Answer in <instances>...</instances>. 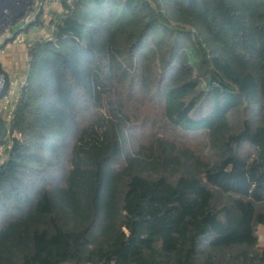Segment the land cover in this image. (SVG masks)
Returning a JSON list of instances; mask_svg holds the SVG:
<instances>
[{
  "label": "trees",
  "instance_id": "obj_1",
  "mask_svg": "<svg viewBox=\"0 0 264 264\" xmlns=\"http://www.w3.org/2000/svg\"><path fill=\"white\" fill-rule=\"evenodd\" d=\"M42 1L1 46L0 264H264V0Z\"/></svg>",
  "mask_w": 264,
  "mask_h": 264
},
{
  "label": "rangeland",
  "instance_id": "obj_2",
  "mask_svg": "<svg viewBox=\"0 0 264 264\" xmlns=\"http://www.w3.org/2000/svg\"><path fill=\"white\" fill-rule=\"evenodd\" d=\"M47 18H50L49 14H47ZM12 28L13 27H10L0 36V91L4 90L6 82L8 80L11 83V91L9 97L4 99L3 101H0V108L4 110L5 113H9L10 109L12 108L11 103L16 100L21 86L25 83V74L29 65L26 44L27 37H25V34L18 37L14 43H11L4 48L1 47L2 44L6 43L8 37L10 36V30ZM37 34L46 36L47 31L43 29L39 33L37 32ZM32 36H35V34H32L31 37ZM4 74L7 76V78L6 76H4ZM157 114L158 113L155 107H153L152 112H150V115L148 114L145 119V121L147 122V126L144 127L143 130H139L137 131V133H135L140 141H150L153 140L156 136L161 137L163 135V130L160 127L162 121ZM132 143L134 142L131 141L130 145ZM195 144H198V142H195ZM135 147L132 148L133 151L135 150ZM198 148L199 147H195V149ZM257 232L259 236V246L261 249H264V225L259 226Z\"/></svg>",
  "mask_w": 264,
  "mask_h": 264
},
{
  "label": "water",
  "instance_id": "obj_3",
  "mask_svg": "<svg viewBox=\"0 0 264 264\" xmlns=\"http://www.w3.org/2000/svg\"><path fill=\"white\" fill-rule=\"evenodd\" d=\"M35 4L36 0H0V36L5 28L28 19ZM191 36L194 38V32H191Z\"/></svg>",
  "mask_w": 264,
  "mask_h": 264
},
{
  "label": "built area",
  "instance_id": "obj_4",
  "mask_svg": "<svg viewBox=\"0 0 264 264\" xmlns=\"http://www.w3.org/2000/svg\"><path fill=\"white\" fill-rule=\"evenodd\" d=\"M60 2H61V0H43L41 6H43L47 10H51L56 4H60ZM37 3H38V0H36L35 7H36ZM6 98H4V99H6Z\"/></svg>",
  "mask_w": 264,
  "mask_h": 264
},
{
  "label": "crops",
  "instance_id": "obj_5",
  "mask_svg": "<svg viewBox=\"0 0 264 264\" xmlns=\"http://www.w3.org/2000/svg\"><path fill=\"white\" fill-rule=\"evenodd\" d=\"M60 8V4H56L51 10H56V9H59ZM51 10H47V9H45V12H46V14H50L49 12L51 11Z\"/></svg>",
  "mask_w": 264,
  "mask_h": 264
},
{
  "label": "bare ground",
  "instance_id": "obj_6",
  "mask_svg": "<svg viewBox=\"0 0 264 264\" xmlns=\"http://www.w3.org/2000/svg\"><path fill=\"white\" fill-rule=\"evenodd\" d=\"M9 27H11V26H9ZM9 27L5 28L4 31H6L7 29H9ZM2 34H3V33H2Z\"/></svg>",
  "mask_w": 264,
  "mask_h": 264
}]
</instances>
